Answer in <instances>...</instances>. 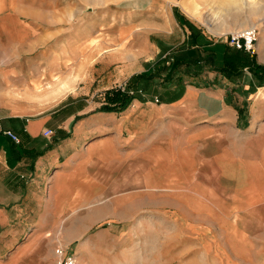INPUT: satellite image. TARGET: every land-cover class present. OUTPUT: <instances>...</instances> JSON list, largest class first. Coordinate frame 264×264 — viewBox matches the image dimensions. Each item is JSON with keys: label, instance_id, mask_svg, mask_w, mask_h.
I'll return each instance as SVG.
<instances>
[{"label": "crops", "instance_id": "obj_1", "mask_svg": "<svg viewBox=\"0 0 264 264\" xmlns=\"http://www.w3.org/2000/svg\"><path fill=\"white\" fill-rule=\"evenodd\" d=\"M78 1L0 0V264H57L58 246L78 264L110 247L142 254L149 206L162 216L165 200L173 262L264 264V73L261 85L249 73L181 77L119 112L75 97L33 117L14 106L25 73L43 57L55 69L62 46H41ZM239 7L236 26L263 21L254 0ZM212 22L197 43L223 35Z\"/></svg>", "mask_w": 264, "mask_h": 264}, {"label": "rangeland", "instance_id": "obj_2", "mask_svg": "<svg viewBox=\"0 0 264 264\" xmlns=\"http://www.w3.org/2000/svg\"><path fill=\"white\" fill-rule=\"evenodd\" d=\"M254 1L258 3V18L263 21L251 24L257 28L255 51L246 53L254 63L260 65L264 63L260 58L261 45L264 46V1ZM239 3L242 0H79L77 8H68L67 15L72 16L73 20L51 24L55 34L52 40L41 46V49L62 46V56L55 58V69L49 70L45 62L49 57H43V65L39 69L25 73L19 89L12 93L19 97L14 106L26 117H33L42 110L64 106L68 98L75 97L78 103L90 107L100 101L104 105L106 92L114 88L124 90L132 76L156 73L162 67H165L162 70L165 74L166 67H171L175 57H184L186 60L195 51L206 55L205 51L213 50L220 64L225 44L234 50L225 40L226 33L243 29L232 22L241 18L238 14L242 9L236 8ZM207 18L213 21V28L221 27L223 35L210 37L204 34L206 38H198V43H195L194 37L199 34L198 31L211 29L209 25L205 27L204 20ZM76 19L80 22H75ZM189 21L195 24H189ZM206 62L209 63H204L206 69L202 71L203 62L196 63L199 68H193L192 60L191 63L188 61V71L196 69L198 75L182 73V79L195 77L198 80L204 79V76L213 78L214 75H221L214 70L210 59ZM131 71L133 74L128 77ZM258 72L261 74L259 79L244 67L239 78L249 73L256 84L261 83L264 72ZM154 85L157 89L161 87L158 82H154ZM150 89L141 90L139 94H149ZM102 105L99 110L105 111L101 109ZM170 203L164 201L162 216L155 215L157 208L154 203L149 206L148 231L146 237L143 236L147 246L142 248V254L136 246L123 247L112 253L110 247L104 257L98 252L95 264H179L178 261L180 264H201L187 263L184 256L172 261V224L177 221V217L166 206H170ZM139 214L134 216L135 219L140 217ZM157 240L160 248L155 246ZM161 258L164 260L157 263Z\"/></svg>", "mask_w": 264, "mask_h": 264}, {"label": "trees", "instance_id": "obj_3", "mask_svg": "<svg viewBox=\"0 0 264 264\" xmlns=\"http://www.w3.org/2000/svg\"><path fill=\"white\" fill-rule=\"evenodd\" d=\"M196 37H194L195 43ZM205 52H207L206 55H201V53L195 51L194 54L189 55V58H186V60L184 57H175L171 67H166L167 72L165 74L162 71L165 67H162V69L157 70L156 73L148 72L132 76L127 82L124 90L114 88L106 92V103L102 105L101 109L105 111H122L132 102L133 99L141 96V94H139L141 90L146 91L151 87H154V82H158L160 86L166 87L172 81L180 79L182 73L185 75L189 74L197 76L198 72L195 71L196 69L188 71V67H186L189 64L187 62L189 61L191 63V60L194 64L193 68H196V66L199 68L196 63H209L206 61L207 59H210V64L212 63L215 67L214 70L228 79H235L236 77H239L240 73L243 72L244 67L250 69L254 77L257 79L261 77L258 70L264 72V65L254 63L253 59L243 50H229V48L225 45L220 64H216V55L213 50L208 49ZM204 56L206 61L204 60ZM259 85H261V83Z\"/></svg>", "mask_w": 264, "mask_h": 264}, {"label": "built area", "instance_id": "obj_4", "mask_svg": "<svg viewBox=\"0 0 264 264\" xmlns=\"http://www.w3.org/2000/svg\"><path fill=\"white\" fill-rule=\"evenodd\" d=\"M257 28L254 26H248L240 30H234L228 33V44L237 50H243L250 54L255 51ZM13 141L19 142V137L11 132H5ZM52 131L47 129L43 131L44 136H50ZM55 253L58 257L57 264H78L76 258L71 254H65L61 246L55 248Z\"/></svg>", "mask_w": 264, "mask_h": 264}, {"label": "bare ground", "instance_id": "obj_5", "mask_svg": "<svg viewBox=\"0 0 264 264\" xmlns=\"http://www.w3.org/2000/svg\"><path fill=\"white\" fill-rule=\"evenodd\" d=\"M242 3L244 4V5H250L251 4V0H242ZM255 27V26H254ZM262 48H261V56L263 57V59H264V46H261Z\"/></svg>", "mask_w": 264, "mask_h": 264}]
</instances>
